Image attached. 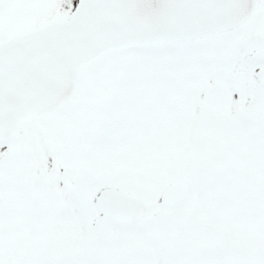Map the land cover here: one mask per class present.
I'll list each match as a JSON object with an SVG mask.
<instances>
[{
    "label": "snow or ice",
    "instance_id": "snow-or-ice-1",
    "mask_svg": "<svg viewBox=\"0 0 264 264\" xmlns=\"http://www.w3.org/2000/svg\"><path fill=\"white\" fill-rule=\"evenodd\" d=\"M0 264H264V0H0Z\"/></svg>",
    "mask_w": 264,
    "mask_h": 264
}]
</instances>
